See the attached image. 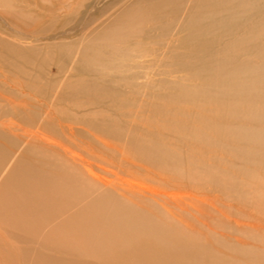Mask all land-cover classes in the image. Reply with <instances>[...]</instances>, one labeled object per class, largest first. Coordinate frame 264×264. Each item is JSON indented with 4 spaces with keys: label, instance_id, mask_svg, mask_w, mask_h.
I'll list each match as a JSON object with an SVG mask.
<instances>
[{
    "label": "rangeland",
    "instance_id": "obj_1",
    "mask_svg": "<svg viewBox=\"0 0 264 264\" xmlns=\"http://www.w3.org/2000/svg\"><path fill=\"white\" fill-rule=\"evenodd\" d=\"M5 121L0 264H264V0H0Z\"/></svg>",
    "mask_w": 264,
    "mask_h": 264
},
{
    "label": "bare ground",
    "instance_id": "obj_2",
    "mask_svg": "<svg viewBox=\"0 0 264 264\" xmlns=\"http://www.w3.org/2000/svg\"><path fill=\"white\" fill-rule=\"evenodd\" d=\"M5 122H8V123H4V122H1L0 123V126L2 127V129H3V127H4V125H6V127L7 128H9V126H15V124H14V122H12V121H5ZM24 134L25 135H27L28 137H30V138H35L36 140H38L39 138L42 140V141H45L46 142V145H47V147H53L54 145H56V144H52V142H51V140H50V138L49 137H47L48 139H46V138H44V137H46L45 135H43V134H41V133H39L38 131H34V132H24ZM33 136V137H32ZM29 138V139H30ZM76 156H78L77 154H76ZM80 159H81V157H79ZM138 188H140L141 189V186L140 185H138ZM143 188H145V187H142V189ZM130 189H133V188H130ZM153 190V189H152ZM132 191H134V192H138V193H142L141 191H139V190H135V189H133ZM167 195V194H166ZM160 196V193H157V194H155L154 195V197H159ZM168 196V195H167ZM33 197H37V195L34 193L33 194ZM33 201L31 200V201H23L22 203H23V207H22V210H24V209H28V210H31L32 209V207L33 206H29V204L30 203H32ZM0 206H2L3 208H4V206H5V204L2 202V201H0ZM1 208V207H0ZM46 208H47V205L46 204H44L43 202H42V204H40V210H39V212L40 213H43V212H45L46 211ZM2 209V208H1ZM2 212L4 211V210H1ZM35 214L34 215H32V216H30V220L31 221H33V224H37L38 222H42L43 220H44V215H38L37 214V212H36V210H32ZM13 214H11L10 215V217L11 218H13ZM36 217H37V219H36ZM25 222V221H24ZM129 223H131L130 221H128ZM124 226L125 227H128V224L125 222L124 223ZM26 227L28 228V225L26 224ZM74 246V245H73ZM155 246H156V244H155ZM160 247H156L155 248V250H158ZM78 254H79V252H77ZM75 258V257H74ZM128 260V259H127ZM140 260V259H139ZM82 261V260H81ZM131 261V260H130ZM79 263H80V260H79ZM222 264H225V262H221ZM66 264V263H65Z\"/></svg>",
    "mask_w": 264,
    "mask_h": 264
}]
</instances>
